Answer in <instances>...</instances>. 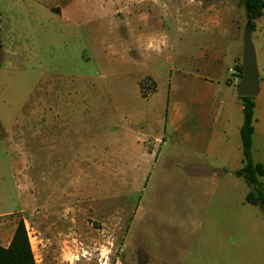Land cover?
I'll use <instances>...</instances> for the list:
<instances>
[{"label":"rangeland","instance_id":"374dc122","mask_svg":"<svg viewBox=\"0 0 264 264\" xmlns=\"http://www.w3.org/2000/svg\"><path fill=\"white\" fill-rule=\"evenodd\" d=\"M197 1L227 11V28L213 32L202 21L187 22L190 14H204ZM66 2L0 0V242L23 220L36 264H264L263 210L245 200L251 188L242 177L225 175L213 189L211 180L185 174L177 158L133 165L128 157L144 162L151 150L112 142L125 126L117 125L105 94L112 71L94 48L117 39L70 30ZM129 2H90L77 6L76 17L90 22L96 14L119 9L124 17L130 10L142 27L138 16L150 9L146 73L160 93L174 95L181 78L190 77L180 75L185 64L187 73L200 72L213 41L224 43L227 56L237 33L243 56L247 17L238 0H176L165 12ZM253 22L251 41L264 74V9ZM119 29L126 33L124 25ZM231 68L230 79L239 82ZM141 74L130 71L131 78ZM143 79L146 95L154 85ZM252 98L262 112L255 137L264 145V92ZM142 124L134 128L141 132Z\"/></svg>","mask_w":264,"mask_h":264},{"label":"crops","instance_id":"0c3cea01","mask_svg":"<svg viewBox=\"0 0 264 264\" xmlns=\"http://www.w3.org/2000/svg\"><path fill=\"white\" fill-rule=\"evenodd\" d=\"M118 0H67L68 20L67 25L73 32H78L79 28L95 31L98 37L110 39L116 38V45H107L103 42L96 45L94 53L97 60L104 63L103 69L111 70V78L105 83V94L110 96L115 105L114 117H117V125L125 126L120 128L118 133L112 136V142L124 148L137 149L139 143L151 150L150 155L145 157L146 161H137V157H128L133 165H152L158 160L177 158L178 164L185 166L184 173L189 175L195 182L211 180L214 182L212 188L227 177L237 176L234 172L242 166V147L239 136V129L242 124V103L236 94V85L229 76L231 67L242 64L241 42L236 33L233 44L227 47L228 55L225 54V45L219 41H213L206 46L205 51L211 54L205 59L200 67V72L194 74L187 73L189 65L180 71V75L187 76L181 78V84L176 89L174 95H170L168 90L160 93L155 80L146 73L150 56L148 50L151 47V28L149 24L150 9L148 14L138 16L143 26H135L131 11L125 12L124 17L119 16V9L109 13L105 18L102 15H94L90 22L77 18L82 10L77 6L85 8L89 3L95 6H116ZM176 0H130L134 5H153L165 12L167 5ZM178 2V0H177ZM198 2L199 10L204 14H190L187 22H204L214 32L216 29L227 28L224 21L228 17V12L214 4L203 7L202 2ZM76 7V8H74ZM80 10V11H79ZM262 16V15H261ZM260 16V17H261ZM145 18V19H144ZM259 18V17H258ZM80 20V21H78ZM178 22V16L176 18ZM124 25L126 33L120 32V26ZM240 26H237L239 31ZM226 32V30H222ZM221 31V32H222ZM100 32V33H99ZM220 32V33H221ZM252 33V31H251ZM224 35V33H223ZM203 49V48H202ZM201 55L206 53H202ZM224 57L226 59L224 61ZM241 59V61H239ZM128 67L127 73L118 70ZM258 68V66H257ZM136 69L141 71V75L131 78L130 71ZM238 78L241 73L235 68ZM260 74L259 92H264V74L258 68ZM127 75V76H125ZM143 78L152 80L154 87L143 96L140 81ZM184 78V77H183ZM144 80V79H143ZM238 83V82H237ZM219 97V98H218ZM257 98V97H256ZM254 98V132L252 135L251 156L256 162L264 165L263 143L255 137V126L261 119V111H256L258 99ZM131 100L134 105H127ZM264 103V99L262 101ZM155 107V109H154ZM164 107L163 115L161 109ZM149 118L151 119L149 120ZM143 123L145 129L138 132L137 125ZM140 131V130H139ZM171 147L175 150L172 154L162 152V148ZM210 177V178H209ZM240 177V176H237ZM264 178V177H262ZM263 183H264V179ZM6 244L7 246L12 233Z\"/></svg>","mask_w":264,"mask_h":264},{"label":"trees","instance_id":"16d2710c","mask_svg":"<svg viewBox=\"0 0 264 264\" xmlns=\"http://www.w3.org/2000/svg\"><path fill=\"white\" fill-rule=\"evenodd\" d=\"M245 8L246 14H250L251 30H254L253 20L263 14L264 0H238ZM237 70L242 72V64ZM142 89L143 82H140ZM143 96H146L142 92ZM242 103V124L239 129V136L242 147V166L235 170V174L244 179L251 188L245 200L253 205H258L263 210L264 219V165L252 159V135L254 132V101L252 97L239 96ZM0 264H36L31 243L23 220H19L14 228L11 239L7 246L0 245Z\"/></svg>","mask_w":264,"mask_h":264},{"label":"water","instance_id":"95a60500","mask_svg":"<svg viewBox=\"0 0 264 264\" xmlns=\"http://www.w3.org/2000/svg\"><path fill=\"white\" fill-rule=\"evenodd\" d=\"M246 24L243 33L242 72L236 87V94L240 97H254L259 92V73L256 54L251 41V16L246 14Z\"/></svg>","mask_w":264,"mask_h":264},{"label":"built area","instance_id":"2783aa9c","mask_svg":"<svg viewBox=\"0 0 264 264\" xmlns=\"http://www.w3.org/2000/svg\"><path fill=\"white\" fill-rule=\"evenodd\" d=\"M232 73H234V71H233V70H232ZM233 82H234L235 84H238V83H237V79H236V78L233 80Z\"/></svg>","mask_w":264,"mask_h":264}]
</instances>
